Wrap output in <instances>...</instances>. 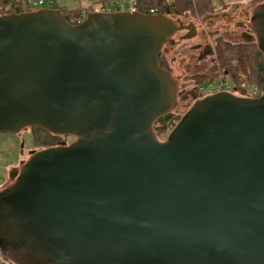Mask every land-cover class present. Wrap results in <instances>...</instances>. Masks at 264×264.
I'll list each match as a JSON object with an SVG mask.
<instances>
[{
  "label": "water",
  "instance_id": "1",
  "mask_svg": "<svg viewBox=\"0 0 264 264\" xmlns=\"http://www.w3.org/2000/svg\"><path fill=\"white\" fill-rule=\"evenodd\" d=\"M249 26L264 55V1ZM180 19L60 9L0 15V131L70 136L34 151L0 190L13 264H264V92L177 104L162 68Z\"/></svg>",
  "mask_w": 264,
  "mask_h": 264
},
{
  "label": "flooded vegetation",
  "instance_id": "2",
  "mask_svg": "<svg viewBox=\"0 0 264 264\" xmlns=\"http://www.w3.org/2000/svg\"><path fill=\"white\" fill-rule=\"evenodd\" d=\"M262 2L248 0L243 4L232 3L220 9L214 8L198 17L176 18L190 28L178 30L170 38L171 41L163 45L158 61L175 78L178 85L177 101L180 106L183 103L182 108L198 99V87L208 81H215L221 76L235 83L231 73L221 71L219 47L224 43L230 46L256 43L249 22L252 10ZM66 144V141L61 143Z\"/></svg>",
  "mask_w": 264,
  "mask_h": 264
},
{
  "label": "trees",
  "instance_id": "3",
  "mask_svg": "<svg viewBox=\"0 0 264 264\" xmlns=\"http://www.w3.org/2000/svg\"><path fill=\"white\" fill-rule=\"evenodd\" d=\"M29 1L0 0V15L35 10V8L28 6ZM133 2L138 12L146 14L162 13L175 17H187V15L198 17L204 12L214 10L212 0H133ZM103 3V5L112 4V0H103ZM95 11L97 10L91 5L87 9L63 11V14L71 24H78L85 19L89 12ZM218 58L223 69L221 71L231 73V79L235 84L247 82L264 89V55L259 51L255 42L236 46L224 43L219 47ZM168 121V116L161 117L160 122L163 127L156 129L164 130L169 128ZM31 129L35 137L36 150L61 145L58 144L59 138L70 137L54 135L39 127H31Z\"/></svg>",
  "mask_w": 264,
  "mask_h": 264
},
{
  "label": "rangeland",
  "instance_id": "4",
  "mask_svg": "<svg viewBox=\"0 0 264 264\" xmlns=\"http://www.w3.org/2000/svg\"><path fill=\"white\" fill-rule=\"evenodd\" d=\"M248 0H212V5L216 9L223 8L224 6L230 5L232 3H245ZM257 2H262L263 0H255ZM131 3L133 0H118L116 3L112 0V4L107 3L106 8L103 6V0H46L45 4L35 8V10L41 8L50 9H60L63 11L76 10V9H86L88 5H93L97 11L103 12H114V11H129L131 8ZM33 11V10H32ZM28 12V11H25ZM205 13V12H204ZM203 13V14H204ZM174 19L177 17L171 16ZM192 17V15H187V19ZM230 78H228V81ZM181 99V97H180ZM178 106L172 110V114L176 117H182L184 113L188 110L191 105L183 107L179 105V100L177 101ZM157 130V129H156ZM158 132V133H157ZM157 137L159 140L164 141L169 135V129L157 130ZM61 136V135H60ZM74 137H61L58 139V144L66 141V145L73 142ZM35 137L33 131L30 127L23 128L19 132H2L0 131V190L4 189L13 181V175L20 169V164L22 161H27L34 151L36 150ZM44 149V148H43ZM2 253L0 251V264H7L3 259Z\"/></svg>",
  "mask_w": 264,
  "mask_h": 264
},
{
  "label": "built area",
  "instance_id": "5",
  "mask_svg": "<svg viewBox=\"0 0 264 264\" xmlns=\"http://www.w3.org/2000/svg\"><path fill=\"white\" fill-rule=\"evenodd\" d=\"M46 2V0H30L28 6L31 8H38L42 5H44ZM118 1H116L117 3ZM105 7L103 8V10L106 8L107 5H104ZM131 12H138L134 2L131 3V8L130 10ZM230 92L235 94V91H239L241 93L239 94H235L237 96L243 97V98H255V97H259L263 92L264 89H261L258 86H255L252 83H247V82H241L240 84H235L232 83L230 81H227L226 79H224L223 77H217V79L215 81H208L205 84H202L198 87V94L199 97L198 99H202L203 97H207L213 94H216L218 92ZM166 116L169 117V131H171L176 124L179 122L180 117H176L172 114V111L169 112ZM155 132H157L156 128H160L163 127L162 123L160 122V119H158L157 121L154 122L153 125ZM158 133V132H157ZM156 133V134H157ZM7 264H13L10 261H7L6 259L2 258Z\"/></svg>",
  "mask_w": 264,
  "mask_h": 264
},
{
  "label": "crops",
  "instance_id": "6",
  "mask_svg": "<svg viewBox=\"0 0 264 264\" xmlns=\"http://www.w3.org/2000/svg\"><path fill=\"white\" fill-rule=\"evenodd\" d=\"M260 2H261V1H260ZM90 6H91V5H88L87 8H90ZM103 6H104V5H103ZM87 8H86V9H87ZM84 9H85V8H84ZM24 162H25V161H22L21 164H20V166H21ZM9 184H10V183H9Z\"/></svg>",
  "mask_w": 264,
  "mask_h": 264
}]
</instances>
